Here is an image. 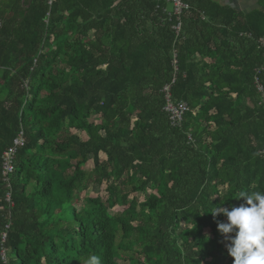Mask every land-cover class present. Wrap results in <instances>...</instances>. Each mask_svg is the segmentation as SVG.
Here are the masks:
<instances>
[{"label": "trees", "instance_id": "16d2710c", "mask_svg": "<svg viewBox=\"0 0 264 264\" xmlns=\"http://www.w3.org/2000/svg\"><path fill=\"white\" fill-rule=\"evenodd\" d=\"M257 1H189L176 38L157 0H0V264H233L211 212L264 192Z\"/></svg>", "mask_w": 264, "mask_h": 264}, {"label": "clouds", "instance_id": "9594fccd", "mask_svg": "<svg viewBox=\"0 0 264 264\" xmlns=\"http://www.w3.org/2000/svg\"><path fill=\"white\" fill-rule=\"evenodd\" d=\"M238 205L218 206L212 211L214 217L221 214L226 221H217V230L233 264H264V192L241 190ZM85 264H102L93 255Z\"/></svg>", "mask_w": 264, "mask_h": 264}, {"label": "built area", "instance_id": "2783aa9c", "mask_svg": "<svg viewBox=\"0 0 264 264\" xmlns=\"http://www.w3.org/2000/svg\"><path fill=\"white\" fill-rule=\"evenodd\" d=\"M162 3H167L171 6V11L167 14L168 21L173 18L172 26L170 27L172 33L177 38L181 31V18L182 15H184L186 12L189 11V5L184 2L183 0H157ZM1 27V22H0ZM262 42H264V39H261ZM254 81L256 83L259 82L257 75L254 78ZM257 90L259 92H262V87L257 84ZM164 100H165V106H164V112L167 114L168 119L172 126H179L183 115L185 112L188 111L187 106L182 102H172L170 101V96L168 93V87H165L163 89ZM263 99V105H264V95H262ZM23 146V139H22V133L20 132L18 136L13 140L12 145L10 148H8L5 152L2 154V176L3 181L7 182V178L10 174L13 173V159L15 156V152L18 147ZM6 201H9V195H6ZM5 239V234H2L1 240ZM2 257L4 258V254L2 252Z\"/></svg>", "mask_w": 264, "mask_h": 264}, {"label": "crops", "instance_id": "0c3cea01", "mask_svg": "<svg viewBox=\"0 0 264 264\" xmlns=\"http://www.w3.org/2000/svg\"><path fill=\"white\" fill-rule=\"evenodd\" d=\"M187 4L192 0H183ZM204 4L210 6H216L219 8H227L241 15L247 14L255 9H258V1L257 0H202ZM189 5V4H188ZM171 7V6H170ZM166 9L170 12L171 8H168V4L166 5Z\"/></svg>", "mask_w": 264, "mask_h": 264}, {"label": "rangeland", "instance_id": "374dc122", "mask_svg": "<svg viewBox=\"0 0 264 264\" xmlns=\"http://www.w3.org/2000/svg\"><path fill=\"white\" fill-rule=\"evenodd\" d=\"M168 8H171L170 5H168ZM101 158H104V157L101 155ZM90 167H91V162H88L84 166L85 171H89ZM85 195L90 196V197L98 196L104 200L105 196H106L105 191H104V185H102V186H97V185L89 186L88 190L85 192ZM141 199H142V196H139L138 200L140 201Z\"/></svg>", "mask_w": 264, "mask_h": 264}, {"label": "bare ground", "instance_id": "6f19581e", "mask_svg": "<svg viewBox=\"0 0 264 264\" xmlns=\"http://www.w3.org/2000/svg\"><path fill=\"white\" fill-rule=\"evenodd\" d=\"M182 103H184V102H182ZM185 104V103H184ZM186 105V104H185ZM187 106V105H186ZM187 108H188V106H187Z\"/></svg>", "mask_w": 264, "mask_h": 264}]
</instances>
